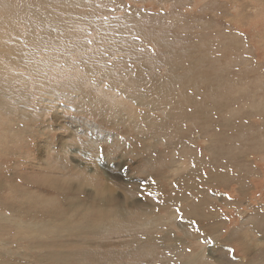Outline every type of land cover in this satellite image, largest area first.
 <instances>
[{"label":"rangeland","instance_id":"rangeland-1","mask_svg":"<svg viewBox=\"0 0 264 264\" xmlns=\"http://www.w3.org/2000/svg\"><path fill=\"white\" fill-rule=\"evenodd\" d=\"M0 264H264V0H0Z\"/></svg>","mask_w":264,"mask_h":264}]
</instances>
